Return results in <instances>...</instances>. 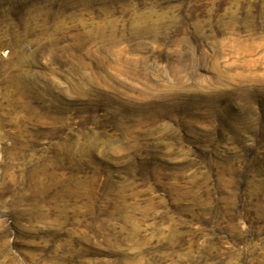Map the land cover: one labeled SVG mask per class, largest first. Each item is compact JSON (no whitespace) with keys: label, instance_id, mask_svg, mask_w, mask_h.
Instances as JSON below:
<instances>
[{"label":"rangeland","instance_id":"374dc122","mask_svg":"<svg viewBox=\"0 0 264 264\" xmlns=\"http://www.w3.org/2000/svg\"><path fill=\"white\" fill-rule=\"evenodd\" d=\"M0 264H264V0H0Z\"/></svg>","mask_w":264,"mask_h":264}]
</instances>
